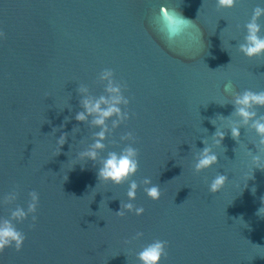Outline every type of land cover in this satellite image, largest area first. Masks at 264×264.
<instances>
[{"label":"water","instance_id":"obj_1","mask_svg":"<svg viewBox=\"0 0 264 264\" xmlns=\"http://www.w3.org/2000/svg\"><path fill=\"white\" fill-rule=\"evenodd\" d=\"M258 2L0 0V198L17 193L0 203V216L26 209L30 192L40 196L35 222H14L23 249L6 248L0 264H140L136 254L156 239L167 241L161 264H264V168L251 157L264 152L249 125L238 139L231 134L240 120L234 93L264 91V56L240 51ZM181 15L192 21L178 23ZM105 68L126 84L131 118L110 131L96 160L82 159L100 129L92 117L76 119L79 89L104 94ZM128 132L134 141L122 139ZM130 143L139 152L130 180L140 184L132 203L144 207L141 216L117 213L128 181L97 175L109 152ZM205 147L218 162L196 172ZM220 173L228 182L212 193ZM145 177L160 186L159 200L144 192Z\"/></svg>","mask_w":264,"mask_h":264},{"label":"clouds","instance_id":"obj_2","mask_svg":"<svg viewBox=\"0 0 264 264\" xmlns=\"http://www.w3.org/2000/svg\"><path fill=\"white\" fill-rule=\"evenodd\" d=\"M217 6L221 9L234 8L238 0H216ZM161 11L165 13L168 20H173L174 16L168 14L167 8H162ZM261 18H264V0H259L256 7L253 9L251 18L244 25L246 35L244 42L240 44V51L249 58L264 56V26L260 23ZM192 20L180 16L178 23L187 24ZM3 33L0 32V38ZM99 81L104 84V94L99 96L92 95L89 87L81 84L80 92L83 94L81 104L82 111L76 113V119L79 121H88L92 117L91 123L100 130L95 133L96 139L87 148V150L80 153V157L96 160L99 156V151L104 149L106 145L104 140L107 139L110 131L131 118L129 111L125 109L130 104L129 98L125 95L126 84L118 81L115 78V73L111 68L102 70L98 77ZM226 90H231V85L225 86ZM233 104L235 105V114L240 117L239 121L233 122L231 126V134L233 138L238 139L240 136V125H249L255 130L259 137L260 153L264 152V116H258L255 110L257 106L264 107V91H254L252 89H245L242 92L234 93ZM112 121L111 128L108 121ZM225 133L217 130L215 136V144L219 145ZM66 137L61 135L58 144L63 145ZM122 139L133 140V133H126ZM252 164L257 168H264V156L261 154L252 155ZM218 155L211 147H205L194 163L196 172H201L204 169L211 168L218 162ZM140 168L139 152L131 143L123 148L120 152L112 151L103 159L102 166L98 169V178L106 182L119 185L128 181L127 202H122V208L119 212L123 215L125 210L127 212H134L137 216L144 214L145 209L142 206H136L132 201L136 199L137 190L140 184L136 180H130ZM228 182V176L220 173L217 174L208 185L209 191L216 193L221 190ZM144 185V192L152 200H159L161 198L160 186L153 183L150 177H145L142 181ZM31 199L25 209L23 206H16L10 212V216H0V252L6 248L14 246L17 252L23 249L26 235L16 227V223L26 220L29 215L35 222L36 213L40 201L39 193L32 191L29 193ZM17 199L16 191H10L2 198L0 203H12ZM264 214V206L258 209V215ZM143 236L142 232H137L134 238L138 239ZM167 241L156 239L153 242L143 247L136 255L140 264H161L163 258L167 255L166 252Z\"/></svg>","mask_w":264,"mask_h":264}]
</instances>
